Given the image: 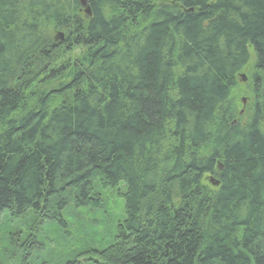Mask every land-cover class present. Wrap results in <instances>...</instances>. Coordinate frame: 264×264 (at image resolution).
Returning a JSON list of instances; mask_svg holds the SVG:
<instances>
[{"label": "trees", "instance_id": "obj_1", "mask_svg": "<svg viewBox=\"0 0 264 264\" xmlns=\"http://www.w3.org/2000/svg\"><path fill=\"white\" fill-rule=\"evenodd\" d=\"M88 6L0 0V264H264V0Z\"/></svg>", "mask_w": 264, "mask_h": 264}, {"label": "rangeland", "instance_id": "obj_2", "mask_svg": "<svg viewBox=\"0 0 264 264\" xmlns=\"http://www.w3.org/2000/svg\"><path fill=\"white\" fill-rule=\"evenodd\" d=\"M153 2L165 4L169 3L171 0H152ZM88 6H82V9L80 11L81 16L83 18H88L89 16L86 15V8ZM49 36L52 38L54 42L60 45L59 49H56L53 56V64L56 65V68H60L62 63H76L83 59L86 49L83 47H75L73 50L67 49L66 46V35L63 31H59L58 29H51L49 31ZM52 66V65H51ZM47 72V74L42 75L40 73L39 75L36 73L35 76H29V80L32 83L31 91L36 89L38 86V90L40 91H49L50 89L54 90L58 87H61L63 84H66L70 81L72 77L71 70L67 72H59L58 74ZM54 76V77H53ZM34 78V79H33ZM238 86L236 88V91L234 92L232 99L233 104L232 107H230V110L233 113V120L232 124L240 123L242 126L245 125V123L248 121V118L251 115L252 110V104H253V96L251 90H248L247 87L250 86L251 80L249 76L247 75V72H242L237 77ZM247 90V92H246ZM229 110V111H230ZM214 177L212 175H209L206 177V184L214 189L216 188L211 183V178ZM215 178V177H214ZM122 190H124V186L121 187ZM121 190V191H122ZM119 191V190H118ZM107 204H109V207L111 205L112 209L115 208V212L119 211L122 206V201L118 195L117 192L109 193L107 196Z\"/></svg>", "mask_w": 264, "mask_h": 264}, {"label": "water", "instance_id": "obj_3", "mask_svg": "<svg viewBox=\"0 0 264 264\" xmlns=\"http://www.w3.org/2000/svg\"><path fill=\"white\" fill-rule=\"evenodd\" d=\"M81 4H82V6H88V0H81ZM85 12H86L87 16L91 17L92 13H91L90 7H87ZM211 183L215 187H219L220 186V181L215 179L214 177L211 178Z\"/></svg>", "mask_w": 264, "mask_h": 264}]
</instances>
